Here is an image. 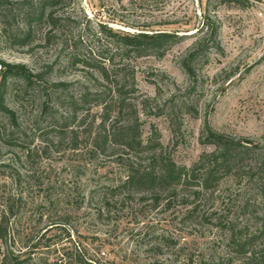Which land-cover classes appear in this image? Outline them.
Wrapping results in <instances>:
<instances>
[{
	"label": "rangeland",
	"instance_id": "rangeland-1",
	"mask_svg": "<svg viewBox=\"0 0 264 264\" xmlns=\"http://www.w3.org/2000/svg\"><path fill=\"white\" fill-rule=\"evenodd\" d=\"M41 1L0 0V73L1 63L23 65L36 77L31 85L9 78L4 98L30 160L27 149L2 141L11 126L0 115V210L7 198L18 200L14 249L25 258L37 245L31 256L43 264H68L67 254L79 249L98 264H227L229 234L220 223L247 236L264 217V175L257 172L264 158V0H61L47 10L55 26L29 25L26 16ZM206 23L215 38L194 61L191 79L182 61L202 43ZM98 25L117 35L168 32L182 39L161 58L137 57L99 34ZM94 61L108 82L87 65ZM110 83L129 85L126 101L142 142L157 141L156 154L176 166L205 170L201 161L215 150L205 127L256 151L197 196L183 184L157 192V202L149 193L111 194L127 163L146 167L149 159L135 161L118 147L92 150L104 114L82 97ZM126 119L112 112L106 123ZM259 243L264 251V239Z\"/></svg>",
	"mask_w": 264,
	"mask_h": 264
},
{
	"label": "trees",
	"instance_id": "trees-1",
	"mask_svg": "<svg viewBox=\"0 0 264 264\" xmlns=\"http://www.w3.org/2000/svg\"><path fill=\"white\" fill-rule=\"evenodd\" d=\"M60 1L42 0L38 9L27 14L28 24L31 25L33 22L46 20L49 24L55 26L57 20L52 14H47V10L55 7ZM205 26L207 30L210 29L207 23ZM97 28L99 34L109 37L113 44L121 46L126 53H133L137 57L153 55L161 58L171 47L178 44L182 39L181 36L168 32H137L117 35L107 31L101 25H98ZM215 34L216 29L211 28L202 39V43L198 44L193 50H190L184 57L182 66L189 78L192 79L194 76V61L205 50L207 46L206 42L215 38ZM29 36L30 32L27 31L26 38ZM95 62L97 63V61H94V63H87V65L96 72H99L102 80L108 82L109 77L107 72ZM1 64L4 65V70L0 73V115L9 121L11 126L8 134L1 139L5 144L20 145L22 148L27 149L26 160L28 161L33 157L32 151L24 145L23 140L20 139L21 137L17 135L19 127L16 122V114L6 107L4 98L6 82L9 78H21L26 84L31 85L36 77L23 65ZM110 84L106 90L95 91L93 93L87 92L82 97L84 104L95 102L97 106L101 107L104 114L98 131L92 137V150L94 152L104 153L110 148L118 147L128 152L129 155H132L135 161L139 159L140 155H148L149 159L146 167H141L137 163H127L124 181L114 190L110 191L111 194H116L124 190L129 191V193H149L154 194V200L157 202L159 195L155 194H158L160 190L176 189L183 184L195 187L196 190L198 189V192H195L197 196L203 190L204 192L210 191V188L218 182L219 175H227L235 168L240 170V164L243 160L252 156L256 151L254 147L247 145V141L229 138L205 127L206 140L215 147L214 152L206 155L201 161L204 164L202 166L205 170L199 172L201 165L192 169L176 166L169 157L161 153L156 154L159 148L157 141L150 138L146 142H142L137 123V114L132 112L131 105L126 101V94L130 89L129 85L126 83ZM65 86L64 83L53 85L56 89ZM112 112H115L119 118L127 116L126 122L120 126H117V124L107 126L106 120ZM65 127L62 126L61 129ZM58 132L61 134L64 131L58 129ZM72 141L75 142L74 140ZM136 158L138 159L136 160ZM262 161L259 164L257 172L258 174L264 175V158ZM262 182L260 192L264 197V180ZM17 201L14 198H7L3 209L0 210V264H43V259H33L31 256L32 251L38 248L37 245L27 247L29 252L25 258L20 252L14 249L15 233L12 219L18 207ZM219 226H221L220 229L229 234L228 248L231 249V253H229L232 258L227 260V264H264V251L259 249V242L264 239V217L261 219V225L257 232L247 236H242L243 234L237 233L236 226L230 223L224 225L220 223ZM67 256L70 260L68 264H98L86 258L80 249L79 252L76 251L75 254L71 253L67 254ZM200 264L211 263L201 260ZM217 264H222V262H218Z\"/></svg>",
	"mask_w": 264,
	"mask_h": 264
}]
</instances>
